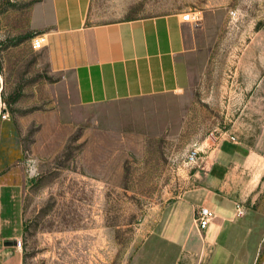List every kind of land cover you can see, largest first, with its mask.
<instances>
[{
  "label": "rangeland",
  "instance_id": "374dc122",
  "mask_svg": "<svg viewBox=\"0 0 264 264\" xmlns=\"http://www.w3.org/2000/svg\"><path fill=\"white\" fill-rule=\"evenodd\" d=\"M34 1L0 0V109L23 144V264H132L221 141L244 147L232 187H255L264 213V0H92L98 23L197 12L206 45L186 91L94 106L33 48Z\"/></svg>",
  "mask_w": 264,
  "mask_h": 264
},
{
  "label": "crops",
  "instance_id": "0c3cea01",
  "mask_svg": "<svg viewBox=\"0 0 264 264\" xmlns=\"http://www.w3.org/2000/svg\"><path fill=\"white\" fill-rule=\"evenodd\" d=\"M91 3L35 0L26 26L47 35L46 62L73 87L79 105L175 95L195 83L206 50L200 23L184 20L182 12L98 23ZM243 148L228 141L213 148L207 170L196 173L206 179L166 208L132 264L255 263L264 222L255 209L260 192L232 187L247 172ZM22 156L13 122L0 116V264H23L16 246L23 236ZM200 207L216 213L204 230L195 219Z\"/></svg>",
  "mask_w": 264,
  "mask_h": 264
},
{
  "label": "built area",
  "instance_id": "2783aa9c",
  "mask_svg": "<svg viewBox=\"0 0 264 264\" xmlns=\"http://www.w3.org/2000/svg\"><path fill=\"white\" fill-rule=\"evenodd\" d=\"M183 19L194 23H200L201 20L200 15L194 11H188L183 13ZM31 42L34 49H41L48 43V37L44 33H38L31 37ZM0 116L4 119H8L10 115L6 109L1 108ZM233 139L235 138L233 137ZM200 154H201V149L199 147L193 148L187 156L188 162L192 164L197 163L201 157ZM239 213H242L240 209H239ZM215 216L216 213L209 207H200L197 210L195 219L198 226L202 230H204L209 226V224L211 223L212 219L215 218ZM16 246L19 250H22L23 248L22 238L16 240Z\"/></svg>",
  "mask_w": 264,
  "mask_h": 264
},
{
  "label": "trees",
  "instance_id": "16d2710c",
  "mask_svg": "<svg viewBox=\"0 0 264 264\" xmlns=\"http://www.w3.org/2000/svg\"><path fill=\"white\" fill-rule=\"evenodd\" d=\"M27 37H29V36H27Z\"/></svg>",
  "mask_w": 264,
  "mask_h": 264
}]
</instances>
